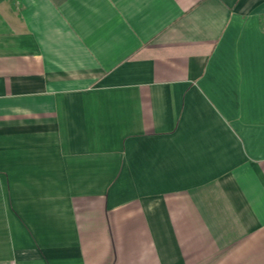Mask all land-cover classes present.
<instances>
[{
	"label": "crops",
	"instance_id": "obj_1",
	"mask_svg": "<svg viewBox=\"0 0 264 264\" xmlns=\"http://www.w3.org/2000/svg\"><path fill=\"white\" fill-rule=\"evenodd\" d=\"M0 264H264V0H0Z\"/></svg>",
	"mask_w": 264,
	"mask_h": 264
}]
</instances>
